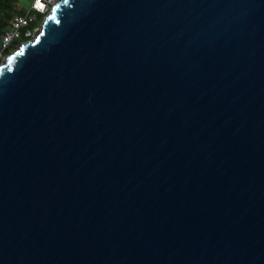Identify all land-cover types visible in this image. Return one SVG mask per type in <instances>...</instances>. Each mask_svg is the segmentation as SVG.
I'll return each instance as SVG.
<instances>
[{
    "label": "water",
    "instance_id": "water-1",
    "mask_svg": "<svg viewBox=\"0 0 264 264\" xmlns=\"http://www.w3.org/2000/svg\"><path fill=\"white\" fill-rule=\"evenodd\" d=\"M0 264H264V0H58L0 61Z\"/></svg>",
    "mask_w": 264,
    "mask_h": 264
},
{
    "label": "built area",
    "instance_id": "built-area-1",
    "mask_svg": "<svg viewBox=\"0 0 264 264\" xmlns=\"http://www.w3.org/2000/svg\"><path fill=\"white\" fill-rule=\"evenodd\" d=\"M57 1L58 0H32L31 5L25 9L24 13L16 14L12 18L10 25L0 36V60L5 57V51L10 49L15 43L18 44L16 46V48H18L20 45L27 42L28 40L22 41L24 36L31 39L37 34L40 29L38 23L39 15H42L44 19ZM33 24L37 25L31 28Z\"/></svg>",
    "mask_w": 264,
    "mask_h": 264
},
{
    "label": "trees",
    "instance_id": "trees-1",
    "mask_svg": "<svg viewBox=\"0 0 264 264\" xmlns=\"http://www.w3.org/2000/svg\"><path fill=\"white\" fill-rule=\"evenodd\" d=\"M19 0H0V36L5 31V29L10 25L12 18L16 14L24 13L26 8H18ZM43 16L39 15L38 23L42 22ZM37 23V24H38ZM37 24L31 25V28L36 26ZM30 38L24 36L22 41H27ZM18 44L15 43L10 49L6 50L5 53L8 54L16 49Z\"/></svg>",
    "mask_w": 264,
    "mask_h": 264
},
{
    "label": "rangeland",
    "instance_id": "rangeland-1",
    "mask_svg": "<svg viewBox=\"0 0 264 264\" xmlns=\"http://www.w3.org/2000/svg\"><path fill=\"white\" fill-rule=\"evenodd\" d=\"M32 0H19V5L17 6L18 8H28L31 5ZM44 20V19H43ZM42 20V22H43ZM39 27L41 29L42 23H39ZM15 50V49H14ZM13 50V51H14ZM1 61V60H0Z\"/></svg>",
    "mask_w": 264,
    "mask_h": 264
},
{
    "label": "bare ground",
    "instance_id": "bare-ground-1",
    "mask_svg": "<svg viewBox=\"0 0 264 264\" xmlns=\"http://www.w3.org/2000/svg\"><path fill=\"white\" fill-rule=\"evenodd\" d=\"M39 31H40V29L38 30V32H39ZM38 32H37V33H38Z\"/></svg>",
    "mask_w": 264,
    "mask_h": 264
}]
</instances>
